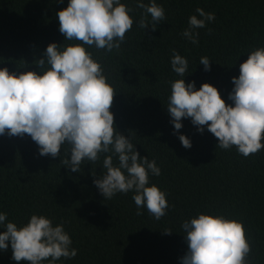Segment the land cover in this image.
I'll list each match as a JSON object with an SVG mask.
<instances>
[{
	"label": "trees",
	"instance_id": "obj_1",
	"mask_svg": "<svg viewBox=\"0 0 264 264\" xmlns=\"http://www.w3.org/2000/svg\"><path fill=\"white\" fill-rule=\"evenodd\" d=\"M68 2L0 0V67L39 73L35 61L50 43H81L65 41L59 31L57 13ZM121 2L132 9L133 25L120 48L109 52L84 46L117 92L110 108L115 128L161 169L159 176L150 175L149 185L166 193V215L157 220L146 208L138 215L132 191L103 197L93 181L106 172L108 154L72 172L61 163L69 158V145L57 157L40 155L29 134L9 136L7 130L0 135V211L18 226L32 214L62 223L77 255L55 264H182L188 245L181 225L200 213L242 222L251 246L247 264H264V148L247 157L236 146L222 149L218 138L206 126L198 131L191 118H182L183 127L174 130L167 110L172 82L181 78L171 68L173 49L188 59L185 83L195 81L197 89L210 83L226 104L233 103L228 99L232 77L239 76L250 52L264 47V0H156L166 20L155 29L140 27L151 16L135 0ZM197 8L214 13L215 19L197 29L199 42L193 44L182 32L191 15L199 18ZM202 56L212 60L209 71L199 63ZM179 134L191 139L190 148ZM113 163H118L115 157ZM0 264L30 262L13 260L9 243L0 250Z\"/></svg>",
	"mask_w": 264,
	"mask_h": 264
},
{
	"label": "clouds",
	"instance_id": "obj_2",
	"mask_svg": "<svg viewBox=\"0 0 264 264\" xmlns=\"http://www.w3.org/2000/svg\"><path fill=\"white\" fill-rule=\"evenodd\" d=\"M136 6L150 14L151 22L141 20L140 27L166 20L165 9L156 0H135ZM132 9L121 0H69L65 9L58 11L59 31L65 41L77 44L50 43L43 57L35 63L41 69L17 74L0 67V135L29 134L38 144L40 155H61L69 145V158L61 161L72 172H80L82 165L103 158L106 172L94 179L100 193L111 199L117 193L134 194L137 214L146 208L155 219L166 215L169 207L166 193L157 185H149V177L159 176L155 160L141 157L131 137L121 134L114 126L110 111L117 93L104 75L101 64L84 45L112 51L119 49L125 33L132 28ZM199 14L188 18L182 36L198 44L199 32L214 13L197 8ZM210 60L202 56L199 63L205 71L211 69ZM171 68L180 79L172 82L167 110L174 130L183 127L182 118H191L201 133L207 130L218 138L222 149L236 146L247 157L264 148V47L250 52L240 64L239 76H233L234 87L228 94L232 104H226L217 87L203 83L199 89L195 81L185 83L188 59L173 49ZM210 122V123H209ZM185 148L191 139L179 134ZM110 153V154H109ZM113 157L118 161L113 163ZM188 245L182 264H247L251 246L242 222L220 215L200 213L181 225ZM0 250L9 243L12 259L30 264H55L61 257L71 259L77 249L64 225L52 219L32 214L26 224L7 220L0 211ZM169 234L171 230H164ZM50 258V259H49Z\"/></svg>",
	"mask_w": 264,
	"mask_h": 264
}]
</instances>
